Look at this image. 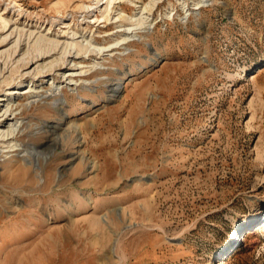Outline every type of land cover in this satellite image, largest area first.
<instances>
[{
    "label": "rangeland",
    "instance_id": "obj_1",
    "mask_svg": "<svg viewBox=\"0 0 264 264\" xmlns=\"http://www.w3.org/2000/svg\"><path fill=\"white\" fill-rule=\"evenodd\" d=\"M93 1L0 0V14L105 44L118 28ZM186 15L159 0L144 39L92 55L93 90L64 87L58 115L24 112L32 128L69 121L52 152L0 156V264H264V70L247 78L264 62V0ZM103 77L122 82L117 95Z\"/></svg>",
    "mask_w": 264,
    "mask_h": 264
},
{
    "label": "bare ground",
    "instance_id": "obj_2",
    "mask_svg": "<svg viewBox=\"0 0 264 264\" xmlns=\"http://www.w3.org/2000/svg\"><path fill=\"white\" fill-rule=\"evenodd\" d=\"M127 1L137 8L133 14H127L123 7L113 10L114 5L112 7L111 5L115 0H107L104 10L110 14L105 17L115 23V28L118 29L111 33L112 40H107L105 44L99 42L94 33L78 34L80 32L70 26L57 34L50 29L44 31L26 28V25H20L12 21V18L0 14V156L15 153L21 156V160H26V157L31 159L33 155H40L47 148L49 153L52 152L55 146L52 145V141H59L58 132L63 129L62 123L69 121V113L64 112L59 120H56V117L51 120L41 119L37 128H32L29 122L24 121L26 118L23 116L24 112L30 106L38 105L51 109L55 115L62 113L66 106L65 100L62 99L64 87H70L71 90H77L79 87L93 90V87L99 84L100 78L84 77L98 68H103L104 63L92 59V55L100 56L107 50H113L117 45H125L122 51L125 52L130 49L127 46L129 42L140 41L150 33L153 24L150 15L159 0ZM178 1L182 11L187 14L185 17L191 10H197L207 2V0H192L193 7L190 8L187 0ZM96 2L100 3L101 0ZM92 5V1L82 4L86 9ZM96 21L99 19L91 20V22ZM262 70H264V62L250 71L247 78L254 79ZM89 82L91 83L88 84ZM101 82L110 87L109 96L117 95L122 88V82L114 78L103 77ZM21 97L24 98L20 100ZM35 129L41 131L35 132ZM38 134L44 139L39 143L24 139L26 137L33 139ZM44 141L45 146L40 148ZM46 155L48 156V153ZM70 156L69 162L74 159L73 154ZM258 214L259 209L255 207L249 219L255 218ZM233 236L238 237V232ZM247 236L243 237V240L249 238L251 233ZM221 264H224L223 261Z\"/></svg>",
    "mask_w": 264,
    "mask_h": 264
}]
</instances>
